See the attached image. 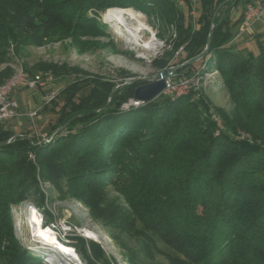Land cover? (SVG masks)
<instances>
[{"label": "trees", "instance_id": "1", "mask_svg": "<svg viewBox=\"0 0 264 264\" xmlns=\"http://www.w3.org/2000/svg\"><path fill=\"white\" fill-rule=\"evenodd\" d=\"M182 1L0 0V64L9 62L13 42L43 46L54 36L71 37L80 48V37L108 36L97 11L131 7L174 26L176 65L199 55L210 34L199 61L223 76L235 106L227 117L189 93L123 109L134 95L131 83L113 89L110 80L84 76L65 83L60 105L56 97L41 107L42 114L55 115L40 128L46 142L37 145L44 137L38 140L32 128L14 133L13 119L1 122L0 264H43L11 233L8 205L25 199L24 184L37 174L29 152L42 178L64 177L68 194L93 219L143 235L172 264H264V48L244 52L233 40L253 0ZM195 64L178 73L191 74ZM10 72H0V84ZM238 128L250 139L240 138ZM103 186L123 202L98 206L105 201ZM88 247L82 243L80 251L93 263L89 254L97 259L99 253L93 242Z\"/></svg>", "mask_w": 264, "mask_h": 264}, {"label": "rangeland", "instance_id": "2", "mask_svg": "<svg viewBox=\"0 0 264 264\" xmlns=\"http://www.w3.org/2000/svg\"><path fill=\"white\" fill-rule=\"evenodd\" d=\"M107 8L97 11V16L101 22L107 25L106 34L108 36L80 37V41L83 43L80 48H77L78 45L75 44L73 38L60 39L57 36H54L43 46L14 42L9 44L7 54L9 62L0 64V72L9 69L11 72L8 77H10L17 69L26 68L34 71L35 74L48 73L51 75L52 82L50 86L39 89L20 87L14 91L13 96L18 101L20 113L17 118L9 121L14 127V133L25 128H32L35 135H45V132H40V128L44 127L47 117L53 120L55 115L41 113V107L44 105L42 95L55 90L54 98H56L65 83L70 80L94 76L112 81L113 89L130 83L136 89L141 85L155 81L159 72L186 62L176 65L181 58L177 56L178 51L174 47L177 38L174 26H164L158 16H149L130 7L141 15V21L148 27V29L139 31V36L134 39L132 35L119 31L103 19ZM260 32L261 35L258 40L251 35L248 36V34L240 36L236 40L237 47L242 48L244 52H257L260 46L264 48V28ZM147 42H150L151 47L145 48ZM200 59L195 61L193 72L189 74L197 76L198 79V84L194 87L195 93L202 95L210 106L219 113L232 117L235 106L224 85L223 76L216 69L208 68L205 62L199 61ZM160 63L162 67L159 66ZM47 67H50L48 72L40 70ZM178 71L179 69L174 71V76L165 77V79L170 78L175 81L187 76L178 73ZM54 72L57 75L62 72L63 74L60 75H65V77L59 75L56 77L52 74ZM57 98L60 105L63 96L60 94V97ZM129 106L122 104L121 108L127 109ZM33 111H36L37 114L31 120L27 113ZM212 116L216 118L215 114ZM216 121L217 124L220 123L218 118ZM236 134L240 138L250 139L249 133L243 129L238 128ZM43 137L37 143L42 144L48 140L47 137ZM29 159L36 167L37 174L33 181L24 184V186L29 185L25 199L17 203L11 202L8 205L11 233L21 247L39 257L41 256L43 264H48L45 261L44 253H52V250L45 246L44 248L42 244L39 245L33 240V233L27 221L29 216L26 214L29 206L39 209L37 206L39 205L42 209H39L41 211L39 212L43 216V225L56 219H64L75 223L81 230L84 228L95 233L96 238H90L91 241H86L78 236L68 238V243L72 238L71 242L76 250L68 247L67 242L63 244L61 243L62 240L57 241L75 254L78 264H172L162 252L153 249L143 235L123 234L103 221L93 219L89 214L88 207L68 194L69 189L64 177L55 182L42 178L35 156ZM102 190L105 193V201L98 206L101 207L106 203L118 204L123 202L120 194L111 186H103ZM92 242L96 246L97 253H99L97 259L93 258V254H89L93 263L89 261L88 256L83 251H80L82 243L88 249V245H91Z\"/></svg>", "mask_w": 264, "mask_h": 264}, {"label": "bare ground", "instance_id": "3", "mask_svg": "<svg viewBox=\"0 0 264 264\" xmlns=\"http://www.w3.org/2000/svg\"><path fill=\"white\" fill-rule=\"evenodd\" d=\"M179 4H182V0H179ZM140 17L141 15L130 7L125 9L119 7H109L104 12L103 19L112 24L119 31H124L126 34L132 35L134 39H137V37L139 36V31L148 29V27L141 21ZM149 47H151L150 42H147L145 44V48ZM23 70L25 69H17L15 73H13L2 84H0V88H4V86L8 85L11 80L16 79L17 77H22ZM196 77L193 76L194 87L198 84V79ZM189 93L190 92H173L168 97L176 98L183 95H187ZM140 103L141 102L139 101H133L130 103H125L123 104V106H138ZM38 144H40V142ZM28 156L29 158H32L34 154L31 153V156ZM39 211L40 210L35 208L34 206H29L28 210L26 211V214H28L29 216L27 221L33 233V240H35L37 244H42L43 247L45 246L52 250V253H44L45 261L48 264H78L73 253L69 251L67 247L61 244L66 243L68 241V238H70L71 236H66L64 231H62L61 227H59V225L55 221L43 225V216L42 213H40L41 211ZM75 227H77L76 224ZM81 232L84 234V236H87L89 238H96L95 233L88 229L83 228ZM61 240L62 242L59 244L57 241Z\"/></svg>", "mask_w": 264, "mask_h": 264}, {"label": "built area", "instance_id": "4", "mask_svg": "<svg viewBox=\"0 0 264 264\" xmlns=\"http://www.w3.org/2000/svg\"><path fill=\"white\" fill-rule=\"evenodd\" d=\"M183 3V1H182ZM193 14V11L191 12ZM264 14V0H255L253 2H248L245 4L242 19L238 24V28L233 36V40L237 39L240 35L246 32H250L253 28V25L258 22L262 15ZM51 75L48 73H37L30 75L27 71L23 70V76L17 77L14 80H11L8 85L4 88H0V123L15 119L19 116V105L18 101L14 98V91L18 90L20 87L24 88H43L51 85ZM173 92H190V94H196L195 88L193 86V74L183 76L178 78L175 81H172L170 78L165 79V87L161 91L160 95L169 96ZM56 95V91L52 90L49 93L42 95V100L44 104L49 103ZM133 99H130L126 103L133 102ZM124 104V103H123ZM29 118L32 120L33 117L37 114L36 111L27 113ZM56 132H53L54 134ZM37 135L38 140L46 136ZM12 139H8V142ZM37 140V141H38ZM31 156V152H29ZM62 231H64L66 236H78L84 238L86 241L91 239L87 236H83L81 230L75 227V223L69 222L67 220H55Z\"/></svg>", "mask_w": 264, "mask_h": 264}, {"label": "water", "instance_id": "5", "mask_svg": "<svg viewBox=\"0 0 264 264\" xmlns=\"http://www.w3.org/2000/svg\"><path fill=\"white\" fill-rule=\"evenodd\" d=\"M210 36L211 35L209 34L206 46H205L204 50L198 56L190 59L189 61H186L185 63H183L179 66L170 67V68H167V69L159 72L157 78H155V81L137 87L134 91V95H133L132 99L134 101H139V102L143 103V102L152 101L153 99L158 97L160 95L161 91L163 90V88L165 87V77L174 76L173 75L174 71L195 62L196 60L202 58L206 54V52L208 51L209 45H210ZM56 131H58V130H56ZM56 131H54V132H56Z\"/></svg>", "mask_w": 264, "mask_h": 264}, {"label": "crops", "instance_id": "6", "mask_svg": "<svg viewBox=\"0 0 264 264\" xmlns=\"http://www.w3.org/2000/svg\"><path fill=\"white\" fill-rule=\"evenodd\" d=\"M253 1H255V0H253ZM237 28H238V26H237ZM263 28H264V14L262 15L261 19L253 25V28L250 32L243 33L242 35L248 34V36L251 35V36H253L254 39L258 40L259 36L261 35L260 31ZM242 35H240V36H242ZM238 38L235 39L234 41L236 42V40H238Z\"/></svg>", "mask_w": 264, "mask_h": 264}]
</instances>
